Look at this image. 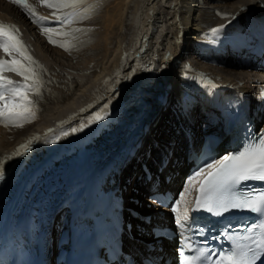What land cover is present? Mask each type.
<instances>
[{
    "label": "bare ground",
    "instance_id": "bare-ground-1",
    "mask_svg": "<svg viewBox=\"0 0 264 264\" xmlns=\"http://www.w3.org/2000/svg\"><path fill=\"white\" fill-rule=\"evenodd\" d=\"M48 1L59 2L28 0V5L48 14L51 24L66 14L78 24L83 12L91 14L116 3L90 20L91 24L85 22L96 30L84 27L87 34L83 32L86 36L79 39L73 26L57 27L54 31L64 36L53 44L49 32L36 30L32 15L0 0V25L19 30L25 54L36 62L33 68L41 93L31 97L39 111L30 123L23 127L0 123V172L37 143L0 200V214L34 161L49 149H62L26 189L4 230L0 256L9 262L14 249L19 254L31 250L40 264H51L62 253L60 264H64L73 237L92 232L97 220L122 217L127 222L126 233L135 238L125 236L132 252L148 253L156 264H171L174 243H158L153 234L154 223L167 222V210L152 208L149 200L151 206H146L143 193L152 186L161 191L177 188L180 177L194 166L188 161V151L190 157L193 150L199 151L204 134L216 133L229 144L235 130L219 111L225 95L235 94L244 102L254 126L264 127L263 58L246 49L250 30L264 33V0H65L72 6L61 9L48 7ZM213 29L220 31L213 34ZM0 59L11 58L0 50ZM4 75L23 82L16 73L5 71ZM182 84L187 92H182ZM168 108L172 115L165 123ZM97 112L105 118L88 123ZM80 124L87 126L72 133ZM82 152L88 154L89 171L79 165ZM86 174L92 177L96 191L98 182L104 191L116 193L127 185L128 193L122 196L125 210L106 217L99 203L95 212L78 209L68 219L67 208L78 206L86 196ZM189 187L185 183L182 188L181 213L195 189L185 191ZM68 223L77 226L69 234Z\"/></svg>",
    "mask_w": 264,
    "mask_h": 264
},
{
    "label": "snow or ice",
    "instance_id": "snow-or-ice-1",
    "mask_svg": "<svg viewBox=\"0 0 264 264\" xmlns=\"http://www.w3.org/2000/svg\"><path fill=\"white\" fill-rule=\"evenodd\" d=\"M17 3L35 16L34 10L30 8L26 0H16ZM50 8H66L72 5L59 0L57 3H48ZM56 15V13H54ZM38 20H45V17H37ZM58 22H74L71 15L57 16ZM45 32H53L52 28H44ZM76 31H80L77 29ZM220 29H213V34ZM19 30L15 26L0 25V49L11 59H0V119L6 125L23 127L25 123H30L36 118V102L32 96H39V76L33 65L36 63L31 56L26 55V47L19 39ZM49 42L55 44L56 41L49 37ZM59 46L64 47L63 44ZM23 58L24 63L20 58ZM12 72L23 78V82H16L4 75V72ZM104 115L97 112L90 117L88 123L104 119ZM87 124H80L79 128H72L71 132L82 131ZM68 135V133H64ZM2 175V173H0ZM259 181L261 186L248 187V182ZM190 187L185 191L190 192L195 188L198 192L192 206L193 212H206L215 217H223L233 211L250 212L257 214L259 222L255 226L246 229V235L229 236L232 241V250L228 253L220 254L218 259L212 260L210 264H256L261 257H264V136L252 137L242 149L234 154L223 155L222 158L205 161L202 167L190 178L186 180ZM179 201H184V194L179 195ZM173 213L176 214L177 223L184 227L189 220L188 207H184L180 212V203L176 202L172 206ZM259 230V235L254 233ZM195 251V255L185 254ZM178 254L183 259V264H203L207 260L208 253L200 249H192L190 243L182 244L178 248Z\"/></svg>",
    "mask_w": 264,
    "mask_h": 264
},
{
    "label": "rangeland",
    "instance_id": "rangeland-1",
    "mask_svg": "<svg viewBox=\"0 0 264 264\" xmlns=\"http://www.w3.org/2000/svg\"><path fill=\"white\" fill-rule=\"evenodd\" d=\"M81 1H86V0H81ZM116 2L114 1L113 3H106L107 5H103L101 8H99L98 10H94L93 12H95L93 15H91V16H87L86 17V22H88V23H92V22H90V20H92V19H95V18H97V17H99V16H101V15H103L111 6H113L114 4H115ZM92 14V13H91ZM68 15H70V14H68ZM57 18V17H56ZM83 22H85V21H83ZM81 23L80 25H81V30H80V25H75V26H73V29H79L80 31H76V39H79V37L81 38L83 35H85L86 36V32H84V27H86V26H90V25H86L85 23ZM87 23V24H88ZM77 26H79L78 28H76ZM70 27H72V26H70ZM69 27V28H70ZM90 27H92V29H95L96 27L95 26H93V25H91ZM96 30V29H95ZM92 31H94V30H92ZM83 32L84 33H86V34H83ZM90 32H88V34H89ZM75 37V36H74ZM39 38H41L40 37V35H39ZM45 39L47 40L48 38H47V36L45 37ZM49 40V39H48ZM60 40V39H59ZM199 55H201V57H202V52H200V54ZM200 62L202 63V64H208V65H211L212 67L214 66V65H212V64H210V63H206L205 61H204V59L202 60V59H200ZM246 63V62H245ZM244 63V64H245ZM218 67V66H217ZM185 89V86H184V84H182L181 85V90H184ZM173 99V101H171V103H170V105L171 106H173V104H174V100H175V97H173L172 98ZM172 115V113H171V110L168 108V114H167V116H166V118H165V120H164V122L165 123H167V121H168V117L169 116H171ZM163 122V123H164ZM164 125V124H163ZM164 126H162V130H165L166 128H163ZM167 130V133L169 134V135H172V131H170L169 129H166ZM128 161V160H127ZM123 165H126V164H123ZM125 184V183H124ZM97 186H98V190H97V195H102V196H104V197H108L109 196V194H113V195H115V196H117L116 194H118L119 193V197L120 196H123V195H126V192H127V189H126V186L127 185H125V190H120V191H117V193L116 192H107V191H104L102 188H101V186H100V182H98L97 183ZM103 190V191H102ZM128 193V192H127ZM132 193H134V191L132 190ZM144 198V197H143ZM88 200V196H84L83 198H81V200L79 201V204H78V206H71V207H68L67 208V210H68V213H67V215H66V217L68 218V219H72V217L74 216V214H76L77 215V213L74 211L75 210V208H77V209H79V210H82V209H84V208H86L85 207V203H86V201ZM129 202H131V201H129ZM144 204H146V206H151V205H149V202H147V200L145 199V201H144ZM83 205V206H82ZM152 208H154V206H151ZM73 211H74V214H73ZM135 223V222H134ZM71 227H75V228H77V226H76V224L75 223H68V226H67V233L69 234V232H70V228ZM133 231L135 232V233H137V229H136V227H134V229H133ZM66 233V234H67ZM171 243H173V242H171ZM63 244V243H62ZM55 247V246H54ZM61 259H62V253H61V255L60 256H58V257H56L55 259L53 258L52 259V263L51 264H60V262H61ZM59 260V261H58Z\"/></svg>",
    "mask_w": 264,
    "mask_h": 264
}]
</instances>
